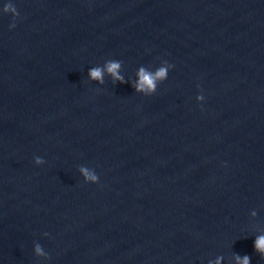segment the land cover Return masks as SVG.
<instances>
[{"label": "clouds", "instance_id": "9594fccd", "mask_svg": "<svg viewBox=\"0 0 264 264\" xmlns=\"http://www.w3.org/2000/svg\"><path fill=\"white\" fill-rule=\"evenodd\" d=\"M2 11L4 13H11L14 18L19 15L16 7L11 2L6 3L4 5ZM10 27H15V24L14 23L11 24ZM165 64H167V62H165ZM119 67H120L119 63L110 62L107 64V71H108V73H110L114 77V79L122 81V77H119L117 75V70L119 69ZM167 67L171 68L172 65L167 64ZM89 75L93 80H99L101 83H103L102 70L99 67L91 69ZM139 76H140V80H139L138 85L136 86L137 90H146L148 92H152V91H154V89L156 87V81L157 80L166 79L167 68L166 67H160L155 72V74L149 73V72L145 71L143 68H141L140 72H139ZM203 99H204V97L202 95L197 96V100L202 101ZM34 160H35V164H41L43 162L42 159L38 158V157H35ZM81 172L84 174L87 181H91V183H97L98 182L99 177L96 174H93L84 168H81ZM253 215H255V213H253ZM254 248L257 252H259L261 254L262 257H264V235H259L256 237V239L254 241ZM36 251H37V253L40 252L39 247H37ZM235 259L237 261V264H250V258L247 255H245L242 258L240 256H236ZM217 264H218V262H217Z\"/></svg>", "mask_w": 264, "mask_h": 264}]
</instances>
